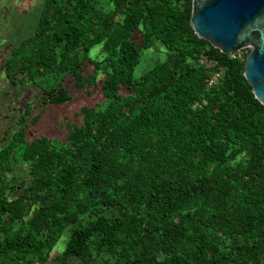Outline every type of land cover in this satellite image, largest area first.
I'll use <instances>...</instances> for the list:
<instances>
[{"label": "trees", "instance_id": "obj_1", "mask_svg": "<svg viewBox=\"0 0 264 264\" xmlns=\"http://www.w3.org/2000/svg\"><path fill=\"white\" fill-rule=\"evenodd\" d=\"M106 2L45 0L0 66V264H48L66 230L62 263L264 264L250 49L231 57L198 37L191 0ZM159 47L165 59L135 77ZM201 52L220 72L210 87Z\"/></svg>", "mask_w": 264, "mask_h": 264}, {"label": "water", "instance_id": "obj_2", "mask_svg": "<svg viewBox=\"0 0 264 264\" xmlns=\"http://www.w3.org/2000/svg\"><path fill=\"white\" fill-rule=\"evenodd\" d=\"M190 24L222 53L250 49L243 75L264 105V0H191Z\"/></svg>", "mask_w": 264, "mask_h": 264}, {"label": "rangeland", "instance_id": "obj_3", "mask_svg": "<svg viewBox=\"0 0 264 264\" xmlns=\"http://www.w3.org/2000/svg\"><path fill=\"white\" fill-rule=\"evenodd\" d=\"M45 0H0V66L10 56L11 50L19 44L21 40L31 35L37 27L40 13L44 7ZM103 4H107L106 0H102ZM134 39L141 38V34L135 31ZM99 49V45L94 46L90 54L94 56ZM247 49L243 51L246 52ZM166 57L164 50L147 49L144 50L140 56L139 62L134 67V76L139 77L144 71L152 67L156 62L164 60ZM70 90H73L74 85L67 83ZM8 89L7 83L4 80L3 74L0 73V107L10 101L11 94H6ZM83 97L76 98L69 108L77 105ZM0 119L3 120L2 116ZM69 231L66 230L59 238L53 247L48 261V264H84L80 258L71 256L67 263H62L57 256L64 248L65 241L68 237ZM89 264H98L92 262Z\"/></svg>", "mask_w": 264, "mask_h": 264}, {"label": "built area", "instance_id": "obj_4", "mask_svg": "<svg viewBox=\"0 0 264 264\" xmlns=\"http://www.w3.org/2000/svg\"><path fill=\"white\" fill-rule=\"evenodd\" d=\"M245 49L248 48H243L240 49L234 53L229 54L231 57H238V58H242L244 53L243 51ZM199 63L201 66H203L206 71H208V73L210 74L209 77L205 80L207 87H210L212 85H214L217 80L220 77V72L215 70V66H216V61L215 59L209 57L207 54H205L204 52H201L200 56H199ZM206 101L205 99H202L201 101H196L193 105V107L198 106L200 107L202 104H204Z\"/></svg>", "mask_w": 264, "mask_h": 264}]
</instances>
